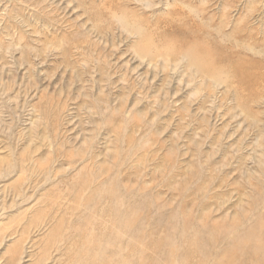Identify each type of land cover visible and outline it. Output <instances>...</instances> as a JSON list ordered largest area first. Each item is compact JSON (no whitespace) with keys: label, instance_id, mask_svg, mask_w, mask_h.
Masks as SVG:
<instances>
[{"label":"rangeland","instance_id":"374dc122","mask_svg":"<svg viewBox=\"0 0 264 264\" xmlns=\"http://www.w3.org/2000/svg\"><path fill=\"white\" fill-rule=\"evenodd\" d=\"M0 264H264V0H0Z\"/></svg>","mask_w":264,"mask_h":264},{"label":"bare ground","instance_id":"6f19581e","mask_svg":"<svg viewBox=\"0 0 264 264\" xmlns=\"http://www.w3.org/2000/svg\"><path fill=\"white\" fill-rule=\"evenodd\" d=\"M187 60H189V62L191 63V64H193L194 62L192 61V58H190V57H188L187 58ZM159 61V60H158ZM167 62V61H166ZM185 62V61H184ZM186 62H188V61H186ZM193 62V63H192ZM190 64V65H191ZM192 67V66H191ZM190 68V67H189ZM196 68V67H195ZM197 70H199V69H197ZM201 71V70H200ZM198 78V77H197ZM200 79V78H199ZM15 233H17L16 231L15 232H12V234H15ZM25 234V231H24V229H22L18 234H16V236H18V238H17V245L15 246H12V249H13V251H14V254H13V256H15V254L18 252V250H19V248L21 247H24L25 246V244H26V242H27V236L26 235H24ZM16 248V249H15Z\"/></svg>","mask_w":264,"mask_h":264}]
</instances>
